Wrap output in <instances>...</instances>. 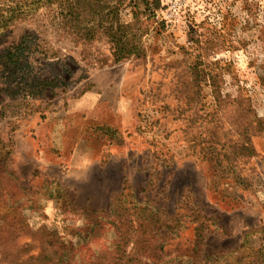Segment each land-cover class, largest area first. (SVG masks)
<instances>
[{"label": "rangeland", "instance_id": "374dc122", "mask_svg": "<svg viewBox=\"0 0 264 264\" xmlns=\"http://www.w3.org/2000/svg\"><path fill=\"white\" fill-rule=\"evenodd\" d=\"M121 2L117 29L139 54L116 61L105 38L54 31L66 83L23 104L0 71V264H41L125 185L179 215L174 246L191 248L200 225L209 253L247 236L264 247V0ZM43 21L18 20L4 44Z\"/></svg>", "mask_w": 264, "mask_h": 264}, {"label": "trees", "instance_id": "16d2710c", "mask_svg": "<svg viewBox=\"0 0 264 264\" xmlns=\"http://www.w3.org/2000/svg\"><path fill=\"white\" fill-rule=\"evenodd\" d=\"M131 1H138L146 13L160 4V0ZM121 7V0H1L0 71L7 84L6 92L12 98L21 93L17 99L22 98L23 104L29 98L44 95L48 89L53 91L65 85L59 72L65 59L50 38L54 31L63 39L84 45L105 38L112 44L116 61L139 54L136 35H121L117 29ZM39 12L44 14L43 24L4 44V39L13 32L14 23L35 17ZM126 188L125 185L112 199L108 210H82L85 221L72 234L76 240L66 243V238L57 233L59 250L53 254L41 252L40 263L258 264L264 261V247L251 246L248 236L233 251L207 252L205 240L209 226L194 227L191 248L183 249L181 240L174 246L170 242L180 239L187 228L182 226L179 215L168 218L153 199L140 198ZM45 193L51 199H66L64 191L54 184L47 185Z\"/></svg>", "mask_w": 264, "mask_h": 264}]
</instances>
